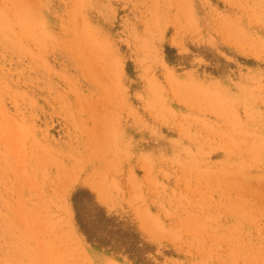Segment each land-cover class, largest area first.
I'll use <instances>...</instances> for the list:
<instances>
[{"label":"rangeland","instance_id":"1","mask_svg":"<svg viewBox=\"0 0 264 264\" xmlns=\"http://www.w3.org/2000/svg\"><path fill=\"white\" fill-rule=\"evenodd\" d=\"M0 264H264V0H0Z\"/></svg>","mask_w":264,"mask_h":264},{"label":"trees","instance_id":"2","mask_svg":"<svg viewBox=\"0 0 264 264\" xmlns=\"http://www.w3.org/2000/svg\"><path fill=\"white\" fill-rule=\"evenodd\" d=\"M85 197H90L89 192L80 191L78 192L73 199L74 209L76 211V221L80 229V232L87 238L90 243L101 245V240L104 239L103 234L110 236H119L120 231L119 224L113 218H109L104 211L98 205H93L95 216L92 220H86L83 212L81 211V205L84 203L83 199ZM101 239V240H100ZM131 251V250H130Z\"/></svg>","mask_w":264,"mask_h":264}]
</instances>
